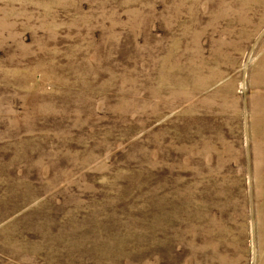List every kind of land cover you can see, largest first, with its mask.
<instances>
[{"label":"rangeland","instance_id":"374dc122","mask_svg":"<svg viewBox=\"0 0 264 264\" xmlns=\"http://www.w3.org/2000/svg\"><path fill=\"white\" fill-rule=\"evenodd\" d=\"M0 264H264V0H0Z\"/></svg>","mask_w":264,"mask_h":264}]
</instances>
